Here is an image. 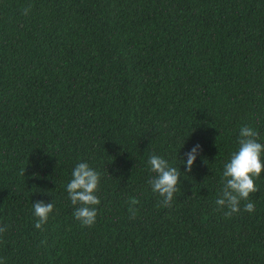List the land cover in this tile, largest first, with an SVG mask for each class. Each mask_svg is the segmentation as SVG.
<instances>
[{
  "label": "trees",
  "instance_id": "1",
  "mask_svg": "<svg viewBox=\"0 0 264 264\" xmlns=\"http://www.w3.org/2000/svg\"><path fill=\"white\" fill-rule=\"evenodd\" d=\"M243 126L264 143V0H0V260L264 264V172L254 212L215 203ZM153 154L182 173L171 207ZM81 162L101 174L91 227L66 187Z\"/></svg>",
  "mask_w": 264,
  "mask_h": 264
},
{
  "label": "clouds",
  "instance_id": "2",
  "mask_svg": "<svg viewBox=\"0 0 264 264\" xmlns=\"http://www.w3.org/2000/svg\"><path fill=\"white\" fill-rule=\"evenodd\" d=\"M31 6L24 10L27 15ZM238 149L231 154L228 162L224 164L222 173L223 186L216 205L220 209H227L225 217L231 218L241 211V202L244 204V212H254L255 204L249 200L250 194L259 191L255 180L264 172V143L259 142V133L251 126H243L239 132ZM201 151L199 144L195 145L189 152L185 153L186 172H191L194 162ZM151 172L155 173L148 180L152 191L161 197L159 206L171 207L175 193L179 191L182 173L179 167L172 166L169 161L159 155L153 154L148 159ZM24 175V171L21 173ZM72 179L67 184L69 199L75 211L73 216L83 226L91 227L96 222L97 208L100 199L96 195L101 183V174L86 162L78 163L72 171ZM138 201L133 200L132 204ZM34 215L38 218L35 228L42 229L48 222L53 212L52 202L36 201L33 203ZM133 218L135 210H132ZM7 231V226H0V234ZM0 264L3 261L0 260Z\"/></svg>",
  "mask_w": 264,
  "mask_h": 264
}]
</instances>
